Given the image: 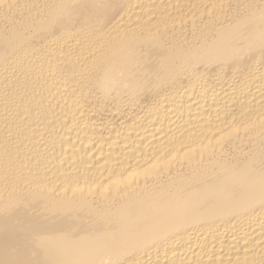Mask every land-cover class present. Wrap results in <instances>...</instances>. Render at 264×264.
I'll list each match as a JSON object with an SVG mask.
<instances>
[{
  "label": "bare ground",
  "instance_id": "1",
  "mask_svg": "<svg viewBox=\"0 0 264 264\" xmlns=\"http://www.w3.org/2000/svg\"><path fill=\"white\" fill-rule=\"evenodd\" d=\"M0 264H264V0H0Z\"/></svg>",
  "mask_w": 264,
  "mask_h": 264
}]
</instances>
